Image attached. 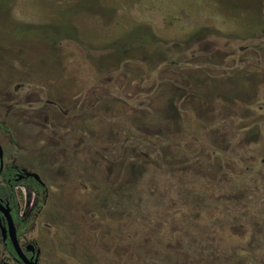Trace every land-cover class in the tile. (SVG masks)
<instances>
[{
	"label": "rangeland",
	"instance_id": "374dc122",
	"mask_svg": "<svg viewBox=\"0 0 264 264\" xmlns=\"http://www.w3.org/2000/svg\"><path fill=\"white\" fill-rule=\"evenodd\" d=\"M0 143L57 264H264V0H0Z\"/></svg>",
	"mask_w": 264,
	"mask_h": 264
},
{
	"label": "flooded vegetation",
	"instance_id": "af4514ba",
	"mask_svg": "<svg viewBox=\"0 0 264 264\" xmlns=\"http://www.w3.org/2000/svg\"><path fill=\"white\" fill-rule=\"evenodd\" d=\"M7 129V128H5ZM2 158H0V202L10 210L16 236L22 254L36 264H57L54 256L43 251L36 241L27 239L28 228L32 217L40 206L39 200L48 192V186L43 176L37 171L27 170L15 161L7 162L2 144ZM34 177L43 185L44 190L39 193L37 189L25 184V181ZM12 188L14 200L10 199L7 190ZM5 228V229H4ZM0 264H26L22 260L11 241L7 219L0 210Z\"/></svg>",
	"mask_w": 264,
	"mask_h": 264
},
{
	"label": "trees",
	"instance_id": "16d2710c",
	"mask_svg": "<svg viewBox=\"0 0 264 264\" xmlns=\"http://www.w3.org/2000/svg\"><path fill=\"white\" fill-rule=\"evenodd\" d=\"M149 30V29H148ZM134 31V30H133ZM130 34H133V37H134V33L133 32H131V33H129L128 35H127V37L130 35ZM127 37H125L123 40H122V42L119 44V45H121L122 43V45L123 46H115V48H116V52H118V53H123V51L125 52V53H131L132 51L135 53V52H139L138 51V49H135V46L138 44H141V46H143L144 47V49H143V51H141V52H143V56H144V58H146V55L148 54V52L149 53H152L153 52V47L151 46V42L150 41H148L149 39H148V37H149V35L148 34H146L145 33V36L144 37H141V38H138V39H135V41H133V42H130V44L126 41V38ZM158 52H160V49H158ZM148 57V56H147ZM168 64H170V65H176V64H179L178 63V61L177 60H175V59H169V63ZM192 95V94H191ZM184 98L185 99H188L189 97H183V98H180V101H179V104L173 99V100H171L170 101V112L172 111V114H173V116L175 115V118H177L178 116H179V113H180V109H181V107H179L180 106V102H182V101H184ZM196 99H198V100H200V102H204V101H207V99L208 98H206V97H196ZM160 146V145H159ZM158 149H155V152H156V154H153V155H159L163 150H161L160 148H161V146H160V148L159 147H157ZM148 161L147 160H144L143 162H142V165H144V164H146ZM25 184H27L28 186H30V187H32V188H35V189H37L38 190V192L39 193H41L43 190H44V187H43V185L40 183V181H38L37 179H35L34 177H31L29 180H27V181H25ZM7 192H8V194L10 195V199L11 200H14V197H13V193H12V188L10 187V189L9 190H7Z\"/></svg>",
	"mask_w": 264,
	"mask_h": 264
},
{
	"label": "water",
	"instance_id": "95a60500",
	"mask_svg": "<svg viewBox=\"0 0 264 264\" xmlns=\"http://www.w3.org/2000/svg\"><path fill=\"white\" fill-rule=\"evenodd\" d=\"M2 147L0 146V158H2ZM0 210L3 212L4 216L6 217L7 219V224H8V229H9V232H10V238H11V241L14 245V248L18 254V256L24 260V262L26 264H34V263H31L23 254H22V251H21V248L18 244V240H17V236H16V228L14 226V222H13V219H12V216L10 214V210L7 207H5L1 202H0ZM5 229V228H4ZM36 264V263H35Z\"/></svg>",
	"mask_w": 264,
	"mask_h": 264
}]
</instances>
